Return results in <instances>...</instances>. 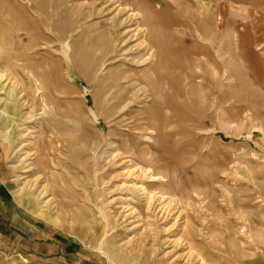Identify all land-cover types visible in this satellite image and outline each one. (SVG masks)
Segmentation results:
<instances>
[{
  "label": "rangeland",
  "instance_id": "1",
  "mask_svg": "<svg viewBox=\"0 0 264 264\" xmlns=\"http://www.w3.org/2000/svg\"><path fill=\"white\" fill-rule=\"evenodd\" d=\"M0 264H264V0H0Z\"/></svg>",
  "mask_w": 264,
  "mask_h": 264
},
{
  "label": "bare ground",
  "instance_id": "2",
  "mask_svg": "<svg viewBox=\"0 0 264 264\" xmlns=\"http://www.w3.org/2000/svg\"><path fill=\"white\" fill-rule=\"evenodd\" d=\"M152 30H154L155 32L157 31L155 28H153ZM150 57V56H149ZM154 58H156L155 56H154ZM151 70V72L154 74L155 73V71H154V68H152V69H150ZM41 87V86H40ZM39 88V87H38ZM38 88H36V90H38ZM160 89V88H159ZM38 92V91H37ZM40 92V91H39Z\"/></svg>",
  "mask_w": 264,
  "mask_h": 264
}]
</instances>
